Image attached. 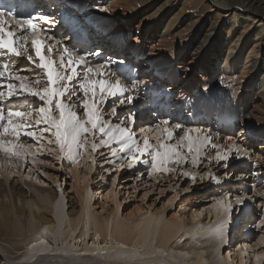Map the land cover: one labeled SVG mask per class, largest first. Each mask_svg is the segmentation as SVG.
Segmentation results:
<instances>
[{
  "label": "snow or ice",
  "instance_id": "obj_1",
  "mask_svg": "<svg viewBox=\"0 0 264 264\" xmlns=\"http://www.w3.org/2000/svg\"><path fill=\"white\" fill-rule=\"evenodd\" d=\"M103 10L108 11L106 6ZM56 23L42 13L20 17L0 5V171L19 178L23 172L18 170L31 172L46 163L41 155L63 162L71 170L85 154L95 171L98 154L103 158L101 171L110 175H119L121 169L135 170L139 179L144 175L139 171L142 165L149 177L156 174L187 178L189 184L184 192L198 181L214 182L222 191L212 197L211 207L222 208L224 218L208 225L206 231L217 244L226 242L224 223L234 211L259 209L260 224L264 225V172L253 170L250 174L261 177V190H257L255 182L248 191L240 189L239 194L226 190L227 182L244 180L243 174L232 176L227 169L232 157L253 159L255 153L248 145L212 129L186 126L171 117L148 127L138 126L135 106L145 82L132 78L122 60L106 58L95 62L93 58L100 56L99 50L78 49L70 35H56ZM242 135L241 127L237 136ZM260 158L264 157L257 159ZM103 164L110 167L104 168ZM216 166L226 171L217 175L212 171ZM23 178L34 179L31 175ZM41 182L36 180L37 184ZM115 184L113 176L111 186ZM63 200L61 193L58 209ZM168 203L172 204V200ZM198 215L203 211L192 213L194 221ZM87 231L85 227L84 233ZM48 236L45 228V238L29 244L26 251L34 257L50 250ZM100 239L97 234L95 241ZM260 239L264 242V236ZM64 255L75 257L79 253L69 249ZM93 255L136 258L139 253L124 244L114 248L101 244ZM122 264H131V260Z\"/></svg>",
  "mask_w": 264,
  "mask_h": 264
},
{
  "label": "bare ground",
  "instance_id": "obj_2",
  "mask_svg": "<svg viewBox=\"0 0 264 264\" xmlns=\"http://www.w3.org/2000/svg\"><path fill=\"white\" fill-rule=\"evenodd\" d=\"M35 1L36 3L49 6V3H47L49 0H45V2L42 0ZM153 1L55 0L51 9H60L62 10L61 12H64L63 7L66 6V13L62 14L61 18L68 20V25L72 29L74 27H80V19L85 22L91 20L98 22L97 24L99 25L102 24L98 27L96 25L90 27L88 30L94 35L92 36L91 33H87L86 36L90 40L95 41L92 46H103L111 52V55L107 54L105 56L106 58L118 60L116 58H119L118 56L121 55L125 59H129L132 65L137 66V72L145 68H152V77L157 75V78L163 77V79L168 78L165 75L170 77L167 81L154 78L155 81L152 83H147L146 78L145 80L140 77L145 82L144 91L155 94L154 96L156 97L162 95L163 99L168 98L171 101H173L174 94L178 92L179 95L172 102L176 109L186 108L187 113L195 117L200 113L201 117L212 116L215 120L217 119L215 124L218 127L219 125L217 124H221L222 126H229V123L233 125L234 122L239 124L243 128L242 137H237L240 143L243 141L246 142L247 136L253 139H261L264 142V75L259 82L250 80V75L254 74V70L257 68L264 70V61L255 60L252 62L250 61L252 55H249L246 60L243 58L240 59L239 57L236 58L238 60L236 62L238 63L235 65L230 59L232 55L226 57L223 62L220 60L221 49L225 45V34L228 32L218 29L215 22L211 23L210 29L204 34L196 32L199 28L197 24L203 20L205 11L213 9V6L210 5V0H195L193 4L190 3L193 6L189 10L191 13L185 15L180 21L179 19L184 15L183 11L174 16L176 19H169L172 13L169 14L167 10L169 5L167 1L159 9H155L156 11L149 12L151 15H147V12H145L143 14L140 13L141 16H137L136 18V11L144 7L142 6L143 4H151ZM211 1L218 7H221L225 3V0ZM105 6L108 9L107 12L103 10ZM231 6H239L242 13L245 12L259 18L261 17V20L258 22L262 24V29L258 28L259 32H257L256 37L258 38L259 35L264 34V0H235ZM222 8L224 9V6ZM53 10L50 13V17L58 21L60 16ZM71 11H73L74 17H76L75 19L71 17L72 13H68ZM117 11L123 13V22L121 24L118 19H115ZM210 12H217V9L210 10ZM240 15L242 14L237 13L236 17L239 18ZM248 19L246 18V20ZM107 20H110V22L105 23ZM85 22L83 23L88 25L87 23L89 22ZM124 24H126V27H124ZM85 27H81L78 30V36L84 33V30H86ZM188 30L196 32L194 38L192 37L191 40H189L190 37L188 38ZM61 32L64 33L62 28L56 32V35H61ZM216 35H219L221 38L217 39ZM84 49L90 51V49ZM231 50L229 49L230 52H232ZM252 51L254 52V48ZM94 60L98 61V57H94ZM162 63L167 65V69L161 70L159 68ZM185 64L188 65L185 66ZM125 65L127 64L124 63ZM188 67L191 69L189 70ZM197 67L202 68V73H193V70H196ZM162 73L165 74L161 75ZM159 85H167V88L162 89ZM205 88L207 91H205ZM222 91L224 92L220 93ZM206 94H211L215 98L216 107L214 110L212 109V114L209 113L212 107L211 105H208V108L205 107L207 110L205 109L204 112L200 109L205 103L201 102V99H204V101L208 100L211 103L212 97L210 100L206 97ZM221 97L223 98L220 99ZM172 119L174 120V118ZM146 126L148 127L150 125L146 124L144 127ZM244 133L246 135L245 137ZM261 150H264V146ZM8 176L10 175L6 176V184H0V264H17L9 256L14 253L19 255L22 251L24 252L19 257L22 256L21 258L24 259L28 258L27 262L29 264H45L47 262H58L56 260L62 259L61 254L56 251V248V250L53 249L52 246L50 250L34 257L26 251L29 244L34 243L37 239L45 238V228L48 229L49 236L47 239L50 245L57 244L58 242H66L67 244L75 243V245L84 244L85 246L88 231L85 234L84 228H89V216L86 219L80 217V219L74 220L73 218L76 216L77 211L71 208L69 212L71 219L66 225V232L62 234V209L57 208L55 212L50 211L47 207L48 197H44L38 202L31 194L23 195L15 192L7 186ZM83 187L81 194L79 193L81 198H83L84 193L88 189L87 186ZM49 199L55 201L56 196L52 194L49 196ZM115 211V213H108L105 218L101 215L102 213L95 215L91 246L84 247L81 245L84 247L82 249V252H84L83 256L93 254L96 247L101 244L112 243L115 247L119 244H124L128 249H143L144 254L152 257L157 253L170 251L169 258L171 261L182 262V264H208L199 243L186 245L181 244L179 240L186 235H198L199 233H205L209 236L206 231L207 226L219 222L224 218L222 208H212L209 211V215L211 216L210 222L200 225L196 223V219L195 221L193 218L186 220L185 217L180 218L176 215L166 220L165 218H161L160 212L155 211L149 218L137 223L132 220L133 218L135 220L136 215L133 216L132 214L128 216V214V217L122 219L119 216V206ZM51 214H54V220L48 218V215ZM111 215L113 217L110 219ZM230 224L231 219L229 217L224 223L226 242V232L229 230ZM201 225L205 226L204 229L200 228ZM80 227L82 231L77 236L76 233ZM73 233H75V236H73ZM97 234L101 237L99 241H95ZM109 236H111L110 240L108 239ZM209 239L213 241L212 251L210 253V264H249V259L246 258V254L249 250L253 251L254 249L249 248L245 242L242 241V243L237 245L238 249L234 259H232L231 257L227 258V255L224 256L225 252L223 250L226 247V242L217 244L214 239L210 237ZM94 241L95 244H93ZM244 245L248 247L244 248ZM65 246L69 247L68 245ZM191 252H195V257L192 261L183 258L186 255H190ZM1 254L4 256L5 261L1 259ZM257 256H260L261 259L257 260ZM252 257L254 264H264V250L261 252L254 250ZM113 258L119 262L133 260V258L127 256ZM164 261L156 259L158 263ZM61 264L65 263L62 262Z\"/></svg>",
  "mask_w": 264,
  "mask_h": 264
},
{
  "label": "rangeland",
  "instance_id": "obj_3",
  "mask_svg": "<svg viewBox=\"0 0 264 264\" xmlns=\"http://www.w3.org/2000/svg\"><path fill=\"white\" fill-rule=\"evenodd\" d=\"M166 1L167 4L169 3L167 10L169 11V14L172 13L171 14L172 16L169 19L171 18L176 19V17L174 16L180 14V12L183 11L184 15L179 19V21L182 20L185 15L191 13V11L189 10L192 9L193 7L192 4L195 2V0H191V2L190 0H154L151 3L152 5L143 4L142 6L144 7L139 8V10L136 11L137 13L136 18L137 16H141V14L145 12H147V15H151L150 13H152L155 9L156 10L159 9L161 6H163V4L166 3ZM234 1L235 0H225V3L222 4L221 7H218L215 5V3H213L210 0V5L213 6V9L210 10L213 11L217 9V12H210V10L205 11L206 13H204L205 15L203 17V20L199 24H197L199 28L198 31L196 32L204 34L206 31L210 29V25L212 22H215L216 25L218 26V29H220L221 31L225 30L226 32H228L225 34L226 37L224 42L225 45L221 49L222 51H221L220 60H222V62L225 60L226 57H229V55H232L231 56L232 58L230 59L232 60L234 65L238 63L236 62L238 61L236 60V58L239 57L240 59L243 58L244 60H246V58L249 55H252V57L250 58V61L252 62L255 60L264 61V34L259 35L258 38L256 37L257 32H259L258 28L262 29V24L258 22L259 20H261V17L259 18L255 15L253 16L252 14L245 12L242 13L239 6H233V7L231 6L232 2ZM53 3L54 1L48 4L50 9L52 8L51 6ZM222 6H224V9L222 8ZM63 10L65 11L64 8ZM56 11L55 13H57ZM60 11L58 12V16L60 15L59 14ZM237 13L242 15H240V17L237 18L236 17ZM69 14H71V17H74L73 11L69 12ZM122 15L123 13L120 11H117L115 14V19H118L120 24L123 22ZM256 17L257 19H255ZM75 18L76 17H74V19ZM246 18L249 19L246 20ZM60 21L61 19L59 17L57 21L58 24L57 26L61 25L62 21L61 22ZM83 22L85 21L80 19V27H77L75 30L74 28L73 29L70 28L69 25L66 24L67 22L65 23V28L64 29L62 28L65 34H68L72 37L71 43H74V39H76L77 41L83 39L82 37L80 38V36L76 37L75 34L78 33L79 35L78 30H80L81 27L86 26L85 27L86 31L94 35L92 32H89L88 29L95 25L97 27L102 25V24L99 25L97 24L98 22L96 21L93 22L91 20L87 21L90 24L85 22L88 25H85ZM109 22L110 20H107L105 23H109ZM125 25L126 24H124V27H126ZM56 30L59 31L60 29H55V32H57ZM71 30L74 32H71ZM196 32L188 30L189 33L188 38L190 37L189 40H191L192 37L194 38ZM218 36L219 35H216V38L220 39L221 37ZM238 39L240 40V43ZM93 42L95 43V41ZM98 47L99 48L97 50H99L100 54H102L103 52L104 58H106L105 56H107V54L111 55V52L108 49L106 50L105 47L103 46H98ZM251 48L252 49L254 48V52L252 51ZM229 49H232L231 50L232 52H230ZM118 57L119 58H116L118 60L120 59L124 62L127 60L125 59V57H122L121 55ZM181 57H183V55H181ZM161 58H163V56H161ZM187 65L188 64H185V66ZM159 68H161V70L167 69V65L162 63L160 64ZM190 69L191 68H189V70ZM201 69L202 68L197 67L196 70H193V73L194 72L202 73ZM151 71L152 68L149 69L145 68L140 71L141 78L144 79L146 78L147 80L146 79L145 80L147 81V83L154 82L155 81L154 78H156L157 80L161 79L162 81H167L169 80L168 78H170L167 75H165V77L168 78H164V79L163 77L157 78L158 75L152 77L151 73L153 72ZM164 74L165 73H162L161 75ZM263 75H264V70H260L259 68H257L256 70H254V74L250 75L251 76L250 80L259 82L263 78ZM159 86L162 89L167 88V85H162V86L159 85ZM223 92L224 91L220 93ZM220 93L218 94L220 95ZM154 95L155 94L146 92L144 90L140 92V95L138 97L139 101H137L135 106V111L138 114V118H137L138 126L144 127L146 124L147 125L149 124L151 126L154 125L160 119L171 117L174 118L175 121L181 122L186 126H191L195 128L203 127L205 129H212L214 133L220 132V135L224 137L231 136L233 137V139H237V142L240 143L237 138L238 137L237 133L241 129L239 124L235 122L233 125L229 123L230 124L229 126L228 125L222 126L221 124H217L219 125L218 127L215 124L217 122V119L215 120V118L212 116L201 117V113H200L195 117L192 116L190 113H187L186 108L176 109V107L172 102L179 95L178 92L174 94L175 99L172 98L173 101L169 100L168 98L163 99L162 95L157 97ZM206 95L205 96L210 100L212 97L211 100L212 104L209 103L208 100L204 101V99H201L200 101L205 103L203 106H201L200 109L202 112H204V110L209 107L208 105H211L212 107L209 110V113L212 114L213 112L212 109L214 110V108L216 107L215 98L213 95L211 96V94L209 95L206 94ZM222 98L223 97H221L220 99ZM245 136L246 135L244 133V137ZM241 143L248 145L250 150L255 153V156L253 157L252 160L235 158V157L230 158L227 169L230 175L235 176L238 174H243L244 176L243 182H239L235 180L231 182H227L226 190L234 194H239L240 189H243L244 191H248L253 182L256 183L257 190H261L260 188L261 177L251 176L250 174L253 170L264 172V158L257 159L258 157H264V150H261V148L264 146V142L261 139L258 138L253 139L250 136H247L246 142L243 141ZM100 151H105V150L101 149ZM105 155H107L106 152ZM40 159L45 160L46 163L38 165V170L36 168H34L31 172H28L27 169L18 170V171H22L23 175L19 178L8 176L7 178L9 180L7 186L19 194H23V195L31 194L38 200V202H40L42 198L48 197L47 207L48 209H50V211L52 210L54 212L58 208L57 201L59 200L60 195L62 193L64 197L61 208L63 211L62 234L66 232L67 229L66 225L71 219L69 217V212L71 211V208L77 211L76 216L73 218L74 220L80 219V217L83 219L88 218L87 216L90 217L88 236L86 237L87 241L85 246L84 244H81L84 247L91 246L92 243L91 238L94 233L93 227H94L95 215H100L102 213L101 215L104 216L103 218H105L108 213H115L116 212L115 210L119 206V211H120L119 216L122 219L124 217H128L133 214V216L134 215L136 216H135V220L134 218L132 220L139 223L140 221L149 218L151 214H153L155 211H157L158 213L160 212L161 218H165L166 220H168L169 218L175 215L180 218L185 217L186 220L188 219L191 220L193 218L192 217L193 212L200 213L201 211H203V215H198V217L196 218L197 220L196 223L199 225L208 224L211 220L209 211L212 209L211 205L214 203L212 197L216 196L220 191H222V189L216 186L214 182L206 180L203 182L198 181L196 184H193L191 186L189 191L184 192L182 190L185 187H187L189 184L187 178L182 176H175V177H169L167 175L160 176L156 174H154L152 177H149L147 174V170L142 165L139 166V171L144 172V175L141 176L139 179L136 178L135 170L129 171L126 169H121L119 171V175H116L115 172H112L110 175L109 173L101 171L99 165L103 163V158L100 157L98 154H97V166L95 167V171H93L94 166L91 164V162L87 161V154H85V157L84 159L81 160L80 164L72 167L71 170L69 169V166L67 164L63 162H56L52 157L41 155ZM54 163L56 164L55 167H53ZM254 164L256 165L255 169L253 167ZM103 167L109 168L110 166L107 164H103ZM187 167L188 165H185V169H187ZM178 171L180 170L178 169ZM212 171L217 175H219L220 173L226 170L219 168V166H216L212 168ZM45 173L47 174L45 175ZM28 175L33 176L34 179L27 180L23 178L24 176H28ZM6 176L7 174L0 171V184L3 185L6 184L5 182ZM113 176H115V180H116L115 187L111 186V179ZM85 177L87 179H85ZM36 180H40L42 182L37 184ZM83 186H87L88 189L84 193L83 198H81L79 193L81 194L82 189L84 188ZM145 192L148 193L147 196H144ZM52 194L56 196L55 201L49 199V196ZM157 197H159V199H157ZM168 200H172V204H169ZM173 212H175V215H173ZM112 217L113 216L111 215L110 219ZM48 218H52L54 220L55 219L54 214L48 215ZM230 219H231V224H230L231 226L229 230H227L226 232L227 242H226V247H224L223 250V252H225L224 256L227 255L226 256L227 258L231 257L232 259H234L235 253L238 249L237 245L239 243H242V241L248 244L249 248H253L254 250L260 252L264 250V242H262L260 239L262 236H264V231H261V228H264V225L260 224L259 209L252 208V209H244L242 211H234L230 216ZM81 229H82L81 227L78 229L76 233L77 236L80 235V232L82 231ZM179 242L181 244H186V245L199 243L201 247V251H203L207 259V263L208 264L211 263L210 253L212 251L211 247L213 245V241L209 239V236L206 235L205 233H199L198 235H193V234L186 235L182 237L181 240H179ZM58 243L51 244V246L53 249L55 248L57 249L55 250L61 254L62 259L56 260L58 262H47L45 264H57V263L61 264L62 262H64L65 264L66 263L67 264H122V262L116 261V259H114L113 257H105L103 255L97 256L93 254L89 256H83L84 252H82V249L84 247L81 245H75V243H68V244L66 242L64 243L58 242ZM110 244L108 245H110L111 247L114 246L112 243ZM65 245H68L69 247H66ZM66 248L67 250L71 249L73 251L78 252L79 255L75 257L65 256L64 252L66 251ZM64 249L65 251H63ZM135 250L139 253V256L133 258L131 264H182V262L179 263V262L171 261V259L169 258L171 254L170 251L163 253L161 252L159 254L157 253L152 257L144 254V251H142L143 249L135 248ZM253 251L249 250L248 253L246 254V258L249 259V264L250 263L254 264V259L252 257ZM23 252L24 251L19 253V255H21ZM19 255L17 253H14L13 255H10L9 258H11L12 261H15L17 264H29L27 262L28 258L24 259L21 258L22 256L19 257ZM249 255L251 256V258ZM194 257H195V252H191L190 255H186V257L183 258L192 261ZM3 258L4 256L1 254V259L5 261V258L4 259ZM156 259H161L162 261L163 260L165 261L162 263H158L156 262Z\"/></svg>",
  "mask_w": 264,
  "mask_h": 264
}]
</instances>
